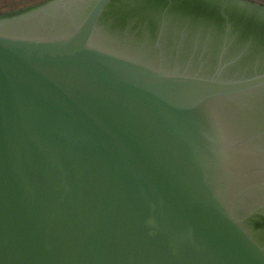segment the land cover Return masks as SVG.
I'll list each match as a JSON object with an SVG mask.
<instances>
[{
  "label": "water",
  "instance_id": "1",
  "mask_svg": "<svg viewBox=\"0 0 264 264\" xmlns=\"http://www.w3.org/2000/svg\"><path fill=\"white\" fill-rule=\"evenodd\" d=\"M0 264H264V5L0 13Z\"/></svg>",
  "mask_w": 264,
  "mask_h": 264
},
{
  "label": "rangeland",
  "instance_id": "2",
  "mask_svg": "<svg viewBox=\"0 0 264 264\" xmlns=\"http://www.w3.org/2000/svg\"><path fill=\"white\" fill-rule=\"evenodd\" d=\"M44 0H0V13H6L38 4ZM264 5V0H249Z\"/></svg>",
  "mask_w": 264,
  "mask_h": 264
},
{
  "label": "flooded vegetation",
  "instance_id": "3",
  "mask_svg": "<svg viewBox=\"0 0 264 264\" xmlns=\"http://www.w3.org/2000/svg\"><path fill=\"white\" fill-rule=\"evenodd\" d=\"M45 1V0H44ZM43 2V1H42ZM41 3V2H40ZM18 10V9H17Z\"/></svg>",
  "mask_w": 264,
  "mask_h": 264
}]
</instances>
